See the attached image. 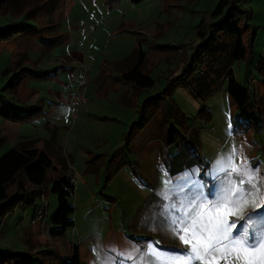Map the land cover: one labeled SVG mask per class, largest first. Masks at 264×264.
Here are the masks:
<instances>
[{
    "label": "rangeland",
    "instance_id": "obj_1",
    "mask_svg": "<svg viewBox=\"0 0 264 264\" xmlns=\"http://www.w3.org/2000/svg\"><path fill=\"white\" fill-rule=\"evenodd\" d=\"M216 2L10 0L0 5V27L30 22L38 28L35 33H22L21 37L0 42V95L17 107L31 105L43 113L20 122L0 116V155L22 144L38 147L37 139H48L53 134L75 179L73 225L62 236L50 237L45 228L34 230L50 225L56 208L50 184L59 173L50 169L38 194L42 200L38 196L33 200L34 205L44 206L41 221L30 223L32 206H18L8 212L0 222V249L32 252L29 264H59L55 256L69 257L76 245L81 264H111L113 259L119 264L122 257L118 253L131 256L123 259V264H135L140 257L152 259L144 255L152 244L159 264H192L170 255L184 249L178 235L185 233H170L160 206L168 205L171 219L187 218L191 207L183 201H163L158 194L163 193L166 180L176 185L193 169L200 170L203 180L214 170L221 154L233 148L237 168L247 165L258 170L253 182L259 191L253 190L255 194L237 214H264V72L256 68L261 64L264 70V0L238 3L241 10L250 12L242 14L239 21L247 55L230 61L234 78L249 90L253 116L249 128L236 126L238 111L225 92L226 78L219 65L197 66L186 83H170L200 41L197 31L209 34L215 20L210 13ZM137 49L145 56L142 70L153 80L150 87L142 89L119 80L115 68L117 62ZM12 67H16L13 71L27 68L48 71L50 75L27 77L18 89H4L6 79L13 74ZM81 74L86 102L72 120L65 104V84L77 82ZM155 96L164 108L172 105L184 114L187 132L196 134L201 162H183V153L173 145H165L157 111L142 129L126 137L132 123L139 120V110H148L144 100ZM114 151L118 154L112 155ZM120 158L123 164L107 173V168L113 166L111 162ZM51 159L57 167L58 160ZM181 165L180 172H173ZM204 183L207 194L211 178ZM208 210L207 205L200 209L205 214ZM234 218L228 217L229 221ZM40 250L46 251L35 253ZM248 259L251 264H264V250L239 258L236 254L217 257L212 264H246Z\"/></svg>",
    "mask_w": 264,
    "mask_h": 264
},
{
    "label": "trees",
    "instance_id": "obj_2",
    "mask_svg": "<svg viewBox=\"0 0 264 264\" xmlns=\"http://www.w3.org/2000/svg\"><path fill=\"white\" fill-rule=\"evenodd\" d=\"M129 1L135 3L140 0ZM241 1L244 0H217L210 13V16L215 20L210 24L209 34L206 36L203 30L197 31L200 41L190 53L188 63L183 66L178 75L173 77L170 83L172 86H176L177 83L184 80L186 83V80L196 70L197 66L202 68L208 63L219 65L223 69L222 73H224V77L226 78L225 92L233 101L238 111L239 120L236 126L247 129L253 120V116L250 114L252 104L250 103L249 90L248 87L242 86L234 78L232 69L230 68V61L244 59L247 55V49L242 41L243 30L239 28V21L242 14L248 15L250 12L240 9L238 3ZM8 2L10 0H0V5ZM31 30V25H26L22 22L0 27V42L8 40L15 34H22ZM220 56L227 58L221 59ZM144 58V53L137 49L123 60L117 62L115 68L119 71V80L131 85L135 89L150 87L153 84V80L142 70ZM130 60L131 63L126 66L124 63ZM122 65L126 68L120 70L118 66ZM260 65L257 64L256 68L260 73H263L264 70L259 67ZM105 67L104 65L103 68ZM49 75L46 71L22 68L18 71H13V74L9 75L4 89H16L27 77H46ZM159 100L157 96L144 100V105L148 107V110L144 109V107L139 110L137 113L139 120L132 123L126 137L133 134L135 130L142 129L154 114L153 112L157 111V114H160L159 125L163 131L162 141H164L165 145H173L178 153H183V162L194 163L193 161L195 160L201 162L195 145L196 134L194 133L193 135L191 131L187 132L186 125L184 126L186 120L184 114L172 105L164 108L165 105L161 104ZM144 110L147 111L144 112ZM42 114L39 107L31 105L17 107L4 100L0 95V116L5 119L15 122L30 121L32 118H36ZM254 127L256 130L259 129L258 125H254ZM185 150H188L186 151L187 153ZM115 154H118V151L112 153V155ZM111 163L113 166L107 168V173H112L122 163V160L120 158L116 162L112 161ZM182 168L183 165L177 170L174 169L173 172L177 173ZM50 169H55L50 158L43 150L36 147L24 150L12 148L0 155V222L8 212H11L18 206H32V219L34 220L36 205L33 204V200L35 196H38L41 187H43L47 179L46 173ZM72 177V175L57 174L51 180L50 192L56 195V208L51 218V225L47 229L50 237L62 236L65 229L73 225L71 219L73 212L71 198L73 196L74 185L70 181ZM45 251L40 250L35 253L40 254ZM33 257L34 254L32 252L25 253L0 249V264H29L33 261ZM55 258L59 259V264H81L76 245L72 246L69 257L63 258L57 254Z\"/></svg>",
    "mask_w": 264,
    "mask_h": 264
},
{
    "label": "snow or ice",
    "instance_id": "obj_3",
    "mask_svg": "<svg viewBox=\"0 0 264 264\" xmlns=\"http://www.w3.org/2000/svg\"><path fill=\"white\" fill-rule=\"evenodd\" d=\"M236 149L233 148L228 154H221L217 165L205 178H200V170L193 169L186 173L181 180L172 185L170 179L164 183L162 194L163 201L187 202L191 207V214L187 218L171 219L167 204H161V215L170 233L178 235L184 244L182 251L173 252L170 255L179 261L202 262L212 264L217 257H228L236 254H256L258 250H264V214L253 213L247 217L238 215L237 210L248 203L257 189L253 177L258 170L250 169L245 165L242 169L234 164ZM167 177V173L165 172ZM211 178V191L205 194L204 180ZM247 181V187L244 185ZM208 206L207 213L200 211ZM235 217L229 221L228 217ZM235 230V231H233ZM191 233V238L187 234ZM149 251L145 256H152L151 260L140 257L135 264H159L158 258L153 256V245H148ZM134 251L139 252V249ZM123 259H131L130 255L118 253ZM111 264H117L115 259ZM251 264V260H246Z\"/></svg>",
    "mask_w": 264,
    "mask_h": 264
},
{
    "label": "crops",
    "instance_id": "obj_4",
    "mask_svg": "<svg viewBox=\"0 0 264 264\" xmlns=\"http://www.w3.org/2000/svg\"><path fill=\"white\" fill-rule=\"evenodd\" d=\"M29 23V24H28ZM26 25H31L32 26V30L30 31V34H32V32H36V31H38V28H37V26L34 24V23H30V22H27V24ZM22 35L21 34H15L14 36H13V38L11 39V40H13L14 38H16V37H21ZM35 38V37H34ZM13 63V62H12ZM18 65H16V67H17ZM16 67H12L11 68V70L13 71V69L15 70L16 69ZM46 72H48V71H46ZM79 76H82V74L81 75H79ZM79 76H78V81L77 82H71V83H68V84H65V89H66V93H65V104H66V108H67V112H69L68 111V107H67V99H68V95L70 94V92H72L76 87H80L81 89H82V81L84 80V77H83V79L82 80H80L79 79ZM22 84V83H21ZM20 84V85H21ZM19 85V86H20ZM19 86H17L16 87V89H18L19 88ZM73 120H75V119H73ZM49 134H51V132H49ZM56 140H55V136L52 134L51 135V137L50 138H48V139H43V140H41L40 141V139H37V142L39 143V145H38V147L36 146V145H31V144H22L19 148H14V147H12V148H14V149H17V150H24V149H26V148H30V147H35L36 146V148H38V149H41V150H43L46 154H47V156L50 158V160H51V163H52V159H51V157H54V159L55 160H58V165H57V167L54 165V163H52V165L54 166V170L53 171H57L59 174H66V175H71V173H70V171H69V167H68V165H66L65 164V161H64V159L61 157V152H62V150H61V148L57 145V143L55 142ZM11 148V149H12ZM9 150V149H8ZM123 162H124V160H122V163L121 164H123ZM127 162V161H126ZM121 164L119 165V166H121ZM66 167H67V169L68 170H66ZM180 172V171H179ZM30 223H34L35 222V220H33L32 219V215H31V217H30ZM72 219V218H71ZM38 222L39 221H41V220H37ZM73 221V220H72ZM50 225H51V223H50ZM50 225H48L47 227L45 226V225H42V226H40L39 227V229H34V230H41L42 228H45V230L47 231V229L49 228V226ZM34 230H29V231H34ZM25 233V232H24ZM40 239V238H39ZM78 247V246H77ZM78 251V250H77ZM193 263V262H192Z\"/></svg>",
    "mask_w": 264,
    "mask_h": 264
},
{
    "label": "built area",
    "instance_id": "obj_5",
    "mask_svg": "<svg viewBox=\"0 0 264 264\" xmlns=\"http://www.w3.org/2000/svg\"><path fill=\"white\" fill-rule=\"evenodd\" d=\"M79 79L82 80L83 79V75L79 76ZM86 102V97L84 95L83 90L80 87H76L72 92H70V94L68 95V99H67V107H68V111L70 114L71 119H75L76 115H77V110L78 108L83 105ZM70 181L73 183H75V179L72 177L70 179ZM40 199L43 198L42 195L38 196ZM42 200V199H41ZM44 212V206L43 204H38L35 207V211H34V220H41L42 219V213ZM192 264H201L199 262H193Z\"/></svg>",
    "mask_w": 264,
    "mask_h": 264
}]
</instances>
